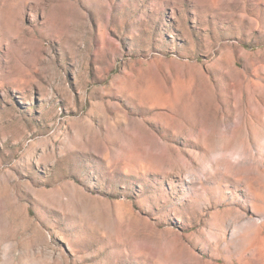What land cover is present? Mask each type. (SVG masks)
Wrapping results in <instances>:
<instances>
[{
    "label": "rangeland",
    "instance_id": "1",
    "mask_svg": "<svg viewBox=\"0 0 264 264\" xmlns=\"http://www.w3.org/2000/svg\"><path fill=\"white\" fill-rule=\"evenodd\" d=\"M0 264H264V0H0Z\"/></svg>",
    "mask_w": 264,
    "mask_h": 264
}]
</instances>
